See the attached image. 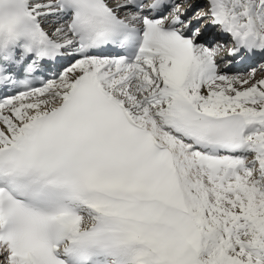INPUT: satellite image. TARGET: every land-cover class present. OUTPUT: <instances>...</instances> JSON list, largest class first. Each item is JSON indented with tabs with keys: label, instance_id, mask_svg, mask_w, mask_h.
Instances as JSON below:
<instances>
[{
	"label": "snow or ice",
	"instance_id": "snow-or-ice-1",
	"mask_svg": "<svg viewBox=\"0 0 264 264\" xmlns=\"http://www.w3.org/2000/svg\"><path fill=\"white\" fill-rule=\"evenodd\" d=\"M262 73L264 0H0V264H264Z\"/></svg>",
	"mask_w": 264,
	"mask_h": 264
},
{
	"label": "rangeland",
	"instance_id": "rangeland-1",
	"mask_svg": "<svg viewBox=\"0 0 264 264\" xmlns=\"http://www.w3.org/2000/svg\"><path fill=\"white\" fill-rule=\"evenodd\" d=\"M203 6V4L202 3H198L197 5H196V7H202ZM256 66V65H255ZM262 74H264V73H262Z\"/></svg>",
	"mask_w": 264,
	"mask_h": 264
}]
</instances>
